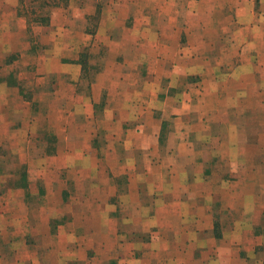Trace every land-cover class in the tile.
<instances>
[{
    "label": "rangeland",
    "instance_id": "rangeland-1",
    "mask_svg": "<svg viewBox=\"0 0 264 264\" xmlns=\"http://www.w3.org/2000/svg\"><path fill=\"white\" fill-rule=\"evenodd\" d=\"M83 1L90 4L95 13L86 18V23L78 24V27L86 25L88 32L93 30L92 34L99 26L102 11L105 34L108 19L115 23L114 28L107 31L114 39L119 37L124 26L132 28L133 23L152 29L162 26L161 33L160 30L156 32L161 37L160 42H156V57L161 59L159 65L164 73L160 69L162 77L159 86L150 96H145L144 102L148 108H155L151 110L152 113L148 111L146 114L153 115L156 122L161 120V141L157 147L145 151L124 148V155L134 154L135 159L130 160V163L135 161L137 168L158 167L162 156L169 150L164 141L169 134L170 124L175 119V115L170 112L162 113L158 105L164 101L169 105L173 102L183 104L192 102L193 99H197V104H213L211 107L215 109L202 114L208 119L212 118L211 124L214 121L213 134L200 137L207 124L199 126L196 122L193 127L190 126L195 153L206 157L202 166L206 174L199 176L200 183L209 180L210 184L217 187L210 193L213 221L212 227L207 231L210 239L215 237V241L210 243L209 254H204L203 259L222 261L224 264H264V170L261 169L264 167V126L254 125V118L249 120L250 111L252 116L259 112L257 121L264 119V87L260 90L263 92L259 94L257 108L256 100L250 99L251 96L239 98L227 92L221 95L223 101L230 99L229 102L234 104V110L230 107L224 115L223 110L216 108L219 101L216 96L205 95L204 98L200 94L209 83L206 79L209 74L210 79L221 74V85L228 91L241 87L242 81L228 79L225 75L239 70L238 65L242 62H251L264 71V0H0V257L3 259L0 264H10L17 258L9 252V246L28 247L32 258L38 256L41 249L48 246V238H45L43 232H54L61 222V219H51L47 227L42 226L39 219L43 213H51L54 206L57 208L62 203L67 209L65 217L78 209L82 210L83 216L85 212L89 214L92 201L97 196L98 182L104 183L100 186L104 187L101 190L102 197L105 198L108 194L105 186V178L109 174L107 168L117 164L120 166L117 171L122 172L124 164L129 163L125 159L121 160L124 157L123 144L108 141L126 131L127 126L119 128L112 125V122L109 123L108 117L114 118L118 112H107L103 107L98 109L94 105L93 111L92 102H89L91 83L95 76L106 67H111L114 62L118 63L123 55L116 50L112 51L108 45L99 44L98 38L90 45L81 47L77 61L81 71L77 82L53 73L51 63L47 60L53 55L60 58L54 52L58 48L51 47L49 43L52 34L61 37L50 24L52 8L61 4L67 6L69 2L79 5ZM197 12H201L200 15ZM65 19L74 23L73 16L65 13H61L57 21ZM134 37L136 39L138 36L131 35L132 39ZM152 37L140 35V42L142 43V39H149L146 46L150 48L153 45ZM127 40L133 44L130 39ZM123 48H127L126 52L131 58L137 56L133 55V48ZM157 53L161 56L158 57ZM129 56L126 55V58ZM175 62L183 65L186 63L190 70L181 74L178 68L176 74L180 75L175 77L173 73L172 77L165 76ZM151 65L157 67V62H152ZM145 71L147 72V67ZM205 71L209 72L208 76ZM148 75L144 74L137 82L151 78ZM67 82L71 83L72 88H65L63 84ZM176 92L178 96L173 97ZM61 93L64 97H61ZM247 94L253 95L250 86ZM81 95L85 96L84 100H81ZM242 103L252 105L248 112L235 109L236 106H243L240 105ZM244 116L247 118L245 122ZM236 119L241 124L238 129L243 140L258 139L256 143L244 141L234 146H238V149L241 146L242 152L239 155L233 153L235 149H231L232 146L226 141V136L237 130L233 128L232 131L233 126L229 125L230 121ZM135 129L144 131L141 126ZM229 130L232 134H228ZM76 150L83 154L76 158L66 156ZM111 152L117 157L113 160L104 157ZM202 160L201 158L200 161ZM59 167L64 170L63 173L53 176L50 171ZM256 168L258 176L254 174ZM73 171L76 175H72ZM126 175L120 174L113 180L118 186V192L112 197V202L118 200L117 195L122 194V189L127 186ZM58 183L62 184L61 196L57 191ZM235 186L238 187L237 190ZM139 190L142 201L149 203L154 199L145 185H141ZM233 196L238 197L239 201L236 209L233 202H229ZM73 198L77 207H68L67 202ZM15 199H23L22 214L17 210V222L13 219L16 212L10 207ZM25 202L30 203L27 204L29 211L26 210ZM247 206L252 210L249 211ZM28 212L34 218L24 223L22 215ZM255 214H258L257 220H253ZM127 227L131 226L128 224ZM16 228L24 234L27 231L30 233L22 237V244L15 239L11 240L10 232ZM145 230L142 238L138 239L133 236L136 231L132 228V238L129 241L139 240L149 244L157 230L147 226ZM247 232V237L251 234L250 238L245 237ZM221 238H226L225 243H219ZM218 243L220 248L221 245L224 247L223 251L217 250ZM90 249L93 250L91 247ZM131 256L136 259V264H140V256ZM140 259L143 260L142 256ZM115 262L104 258L103 264Z\"/></svg>",
    "mask_w": 264,
    "mask_h": 264
},
{
    "label": "crops",
    "instance_id": "crops-1",
    "mask_svg": "<svg viewBox=\"0 0 264 264\" xmlns=\"http://www.w3.org/2000/svg\"><path fill=\"white\" fill-rule=\"evenodd\" d=\"M52 9L50 24L61 36L58 37L56 34H52L49 37L50 46L58 48L54 52L60 55V58H56L54 55L47 58L51 63L53 73L63 75V78L67 77L71 81L76 80L77 82L81 71V66L77 63L81 47L90 45L97 38L99 39V44L108 45L112 51L116 50L117 53L123 55L118 63L114 62L111 67H106L102 73L95 76L94 81L91 83L89 102H92L91 109H93L94 105L98 109L103 107L107 112H118V115L114 118L113 116H107L110 119L109 123L111 124L112 122V125L119 128L127 126L126 131L125 133L113 136L114 138L108 141L113 144H123L124 157L121 160L124 161L125 159L129 163L124 164L122 172L117 171L118 167H120L117 164L107 168L109 174L105 178V186L108 194H106L105 198L102 197L101 190H104V187L100 186L104 185V183L98 182L96 184L97 196L94 197L95 199L93 198L89 214L85 212L86 214L83 216L82 210L78 209L65 217L67 209L63 207L62 203L57 208L54 206L51 213H43L39 219L42 222V226L47 227L51 219H61L54 232L48 230L43 232L45 238H48V246L42 248L41 253L34 258L30 256V249L28 247L14 248L9 246V252L15 254L17 257L10 264H103L104 258L111 259V262L116 261L115 264H136V259L131 254L140 256L138 258L140 264H224L222 261L214 262L203 259L204 254H209L210 243H214L215 241V237L210 239V234L207 231L212 227L211 221H213L210 213V193L216 190L217 187L214 184H210L209 180L204 181L205 183H200L199 176L206 174L202 170L206 157L204 154L195 153L193 147L194 137H192L190 132V126L193 127L197 122L199 126L207 124V128H205L200 137H208L209 134H213L214 121L211 124L212 118L208 119L205 115H202L204 111L215 109L211 107L213 104L209 106L207 103L197 104L195 103L197 99H193L192 102L189 101L183 104L173 102L172 105H169L164 101L158 105L162 109V113L165 111L170 112L171 115H175L174 121L170 124L169 134L164 141L169 150L162 156V162L158 164V167L145 166L143 169L137 168L135 161L130 163V160L135 159L134 154L128 153L124 155L126 153L125 149L131 148V150L135 151H145V149L157 147L161 141L159 136L161 120L156 122L153 115L148 116L146 114L148 111L152 113L151 110L155 108L153 106L148 108L144 102L146 95L150 96L154 90L156 91L162 77L159 65L161 59L159 58V60L156 57V49L158 48H156V42H160L159 38H161L157 36L156 32L160 30L159 33H161L162 26H156L152 29L146 26H136L133 23L132 28L124 26L119 37L114 39L107 32L115 26L112 20L108 19L105 28L106 34L103 31L102 20L104 19V11L101 12L99 26L96 27L94 34H92L93 30H90V33L87 31L86 25L78 27V24L86 23V18L91 17L95 13V10L91 9V5H88L87 2L83 1L79 5L69 2L67 6L61 4V6ZM61 13L72 15L74 23H70L71 21H67L68 19L61 22L57 21ZM200 13L197 12L199 15ZM145 30L147 31L144 32ZM144 34L153 36L151 38L153 45L150 48L146 46L150 42L149 39H142V43L140 42V35ZM131 35L138 36L136 39L135 37L133 38L135 39L134 42ZM127 39H130L133 44H130ZM127 46H129L128 49L133 48V55L137 54V56L131 58L126 52L127 48H123ZM159 47L161 48V44ZM149 52L151 54H148ZM126 55L129 58H126ZM157 56L159 57L161 54L157 53ZM175 58L174 60L176 61ZM204 58L206 59L207 57L205 56ZM152 62H157V67L151 65ZM175 63L169 68V73L164 74L165 76L172 77L173 73H175V77L180 75L176 74L178 68L181 74L190 70L186 63H184L185 65L180 62ZM259 64L261 63L259 62ZM174 65L177 67L174 68ZM146 67L147 72L145 71ZM238 69L228 73V76L225 75L228 79L243 82L241 87H235V90L231 91L226 90L221 85V74H216L213 76V79H210L209 72L205 71L207 76L209 74L208 78H206L209 83L201 90L200 94L202 93L204 98L205 95L216 96L217 100H219L216 103V108L223 110V115L230 107L234 110V104L229 102L230 99H226L225 101L221 99V95L226 94V92L237 95L239 98L251 96L250 99L256 100V108L258 107V99L260 100L259 94L263 92L260 91L264 87V71L262 67H257L251 62H242L238 65ZM161 71L164 73L163 69ZM144 74L147 76L150 74L151 78L141 83L137 82ZM259 76L260 79L258 80ZM146 82H149V84L146 85ZM210 84L212 85L209 86ZM63 85L67 89L72 88L71 83L67 82ZM249 86L250 89H253V95L247 94ZM176 96H178L177 92L173 97ZM61 97H64L62 93ZM80 98L84 100L85 96L81 95ZM240 105L243 106H236L235 109H241L243 112H248L249 106H252H247L244 103ZM262 110L264 111V108ZM249 113V120L254 118V125L261 124L264 126V119L257 121L256 117L259 112L253 116L251 115V111ZM228 115L231 117V114ZM245 119L247 120L244 116V122ZM229 125L233 126L231 127L232 131L233 128H237L236 132L233 131V134L229 130L228 134L232 135L226 136V141L232 146L231 149L240 143H244V141L249 143H256L258 141L257 138L243 140L239 136L240 130L238 126H241V124L238 123V119L230 121ZM140 126L144 128L143 132L136 131L135 128ZM234 149L233 153L235 155H239L242 152L240 145L239 149L238 146ZM81 154L83 152L76 150L73 153H67L66 156L76 158L80 157ZM104 157L113 160L117 155L111 152L110 154L107 153ZM201 158L203 159L202 161H200ZM232 158L237 159L233 156ZM261 169L264 170V167H261ZM250 170L252 173V166ZM63 171L59 167L52 169L50 172L53 176H59ZM74 174L76 175L73 171L72 175ZM120 174H127V186L122 189V194L117 195L118 200L112 202V197L118 192V186L113 180L115 177L120 176ZM254 174L258 176V168L255 169ZM55 181L59 180L55 179ZM47 184L49 185L50 183L47 182ZM141 185H145L154 195V199L151 202L142 201L139 194ZM57 187V191L61 196L62 184L58 183ZM218 187H221V185H218ZM234 188L235 190L238 189L237 186ZM29 191H32L31 186L29 187ZM19 193L17 192V194ZM156 196L158 197L156 198ZM230 199L229 202H233L235 208L231 207L236 209L237 205H239L238 197L235 196L234 198L233 196ZM75 201L74 198L68 201V207H77L75 206L77 203ZM22 202L23 199H15L10 206L16 212L13 216L15 222L18 219L17 210L19 209L20 212L23 210ZM58 202L60 201L58 200ZM27 204L30 203H24L26 210L29 211ZM247 208H250L249 211L252 210L250 206H247ZM22 218V222L27 223L29 220H33L34 217L28 212V214H23ZM257 219L258 214H255L253 220ZM237 222L235 221V223ZM128 224L131 227H127ZM146 226L154 227L157 230V234L153 236V242L151 241L148 244L139 240L129 241V238H132L130 233L132 228L136 231L133 236L140 239L142 238V232L146 231ZM11 232V240L15 239L18 241L17 243L21 244L22 237L30 234L29 231L25 234L23 231L19 232L17 228ZM248 234L247 232L245 237ZM250 235L248 236L249 238ZM225 240L226 238H221L219 239V243L221 241L225 243ZM219 243L217 250L220 252V249L223 251L224 247L221 245L220 248ZM141 256L143 260L140 259ZM150 259H154L153 262H148ZM0 261H3L2 257H0Z\"/></svg>",
    "mask_w": 264,
    "mask_h": 264
}]
</instances>
